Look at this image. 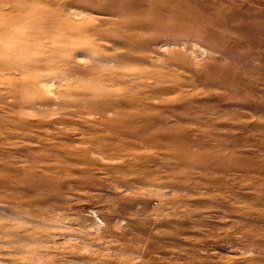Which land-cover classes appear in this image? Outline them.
Masks as SVG:
<instances>
[{"label": "rangeland", "instance_id": "374dc122", "mask_svg": "<svg viewBox=\"0 0 264 264\" xmlns=\"http://www.w3.org/2000/svg\"><path fill=\"white\" fill-rule=\"evenodd\" d=\"M1 21L0 264H264V0Z\"/></svg>", "mask_w": 264, "mask_h": 264}, {"label": "bare ground", "instance_id": "6f19581e", "mask_svg": "<svg viewBox=\"0 0 264 264\" xmlns=\"http://www.w3.org/2000/svg\"><path fill=\"white\" fill-rule=\"evenodd\" d=\"M91 25V24H90ZM8 26V23L7 22H5V21H1L0 22V29H4L5 27H7ZM92 26V25H91ZM94 26V25H93ZM73 27V26H72ZM91 28V27H90ZM93 28V27H92ZM95 28V27H94ZM93 28V29H94ZM93 29H91L92 31H93ZM95 29H97V26H96V28ZM95 29H94V32H95ZM77 30H79V29H77ZM73 31H75V30H73ZM73 31H70V32H73ZM85 31H87V30H85ZM98 31V30H97ZM78 32V31H77ZM91 32V31H90ZM89 32V33H90ZM75 33V32H74ZM78 34V33H77ZM66 36H67V34H66ZM72 37V36H71ZM79 38V37H78ZM66 41V40H65ZM44 42V39L42 38V37H37V39H36V41H35V43H36V45L37 44H42ZM47 42H49V41H47ZM44 44V43H43ZM28 48V47H27ZM0 49H1V47H0ZM58 49H60V48H58ZM45 50V49H44ZM56 52V51H55ZM61 55V54H60ZM58 56V55H57ZM3 68V67H2ZM8 70V69H7ZM9 72V71H8ZM12 73V72H11ZM56 210V209H55ZM36 223V222H35ZM34 253V252H33Z\"/></svg>", "mask_w": 264, "mask_h": 264}]
</instances>
